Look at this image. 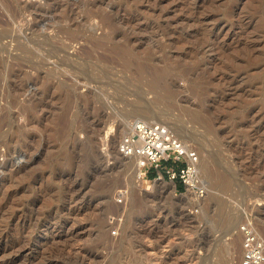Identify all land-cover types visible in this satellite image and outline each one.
<instances>
[{"label": "rangeland", "instance_id": "1", "mask_svg": "<svg viewBox=\"0 0 264 264\" xmlns=\"http://www.w3.org/2000/svg\"><path fill=\"white\" fill-rule=\"evenodd\" d=\"M134 119L197 148L205 198L120 163ZM3 159L0 264H241L244 211L264 235V0H0Z\"/></svg>", "mask_w": 264, "mask_h": 264}, {"label": "built area", "instance_id": "2", "mask_svg": "<svg viewBox=\"0 0 264 264\" xmlns=\"http://www.w3.org/2000/svg\"><path fill=\"white\" fill-rule=\"evenodd\" d=\"M110 135L106 131L102 137L103 151L109 150ZM117 148L120 155L139 159L140 177L149 176L150 171L155 170L157 173L153 178L166 177L175 185L180 181L184 189L197 200L208 194V185L199 169V151L168 124L157 120L134 119L129 122V129L121 137ZM118 201H123L122 196ZM243 213V221L238 226L242 237L241 264H263L264 235L253 217L245 211Z\"/></svg>", "mask_w": 264, "mask_h": 264}, {"label": "bare ground", "instance_id": "3", "mask_svg": "<svg viewBox=\"0 0 264 264\" xmlns=\"http://www.w3.org/2000/svg\"><path fill=\"white\" fill-rule=\"evenodd\" d=\"M141 67V66H140ZM143 68V67H142ZM141 69V68H140ZM143 71V69H141V72ZM144 72V71H143ZM142 76V75H141ZM161 81L160 80H158L157 78H152V79H150L149 81H148V83H147V85H146V87H147V92L149 93H152V95H153V100H155V101H157V100H159V97H160V95L162 94V93H160L161 92V90L162 89H164V90H166L167 92L166 93H171V91H172V89L171 88H169L168 86H164V85H162V83H160ZM144 83V82H143ZM146 83V82H145ZM163 86H164V88H163ZM30 87V86H29ZM30 89V88H29ZM146 90V89H145ZM144 90V91H145ZM164 90H162V91H164ZM31 93V92H30ZM139 95V94H138ZM146 95V94H145ZM142 96V95H141ZM142 101H144V100H142ZM136 102V101H135ZM137 104H140V105H138L139 107H140V110H143V111H145V112H147V113H150V112H152V109H149V108H147L146 106H147V104H148V102H147V104L145 105V103L143 104V105H141V103H137ZM149 105V104H148ZM150 105H152V104H150ZM155 116V115H154ZM180 127V126H179ZM187 133V132H186ZM183 135V134H182ZM8 152V151H7ZM13 152V151H12ZM4 154V153H3ZM9 154V153H8ZM15 153H13L12 155H14ZM5 156V155H4ZM15 156H16V154H15ZM30 156V155H29ZM11 157V156H10ZM28 157V156H27ZM14 158V157H13ZM137 158V157H136ZM11 159V158H10ZM15 159V158H14ZM29 159V158H28ZM138 159V158H137ZM125 160H126V157L124 158V157H122V158H120V163L121 164H124V163H126L125 162ZM139 160V159H138ZM28 161V160H27ZM118 161V162H119ZM7 162H8V159H6V160H2L1 162H0V165L2 166L3 164H7ZM22 163V162H21ZM31 164V163H30ZM29 164V165H30ZM33 164V163H32ZM21 165V164H20ZM23 165V164H22ZM18 165H16V167H17ZM25 166V165H24ZM27 166V165H26ZM124 166V165H123ZM8 167V166H7ZM19 168V167H18ZM22 169V168H21ZM2 170V169H1ZM4 170V169H3ZM14 170H15V168H14ZM25 171V170H24ZM4 172V171H3ZM11 172V171H10ZM14 172H16V171H14ZM20 172V171H19ZM136 172H138V166H137V170H136ZM18 173V172H17ZM21 173V172H20ZM139 173V172H138ZM6 174V173H5ZM7 174H9V173H7ZM2 175V174H1ZM5 176V175H4ZM9 176V175H8ZM13 177V176H12ZM3 178V177H2ZM4 181V180H3ZM2 181H0V189H1V187H3L2 186ZM36 184V183H35ZM33 185V184H32ZM1 198V197H0ZM6 201V200H5ZM4 201V202H5ZM3 202V201H2ZM3 204V203H2ZM5 204V203H4ZM3 204V205H4ZM0 207H1V205H0ZM1 209V208H0ZM47 213V212H46ZM1 215V214H0ZM3 215V214H2ZM40 215V214H39ZM234 227H236V226H234ZM233 228V227H232ZM230 231H232V229L230 230ZM31 232V231H30ZM228 233V232H227ZM231 233V232H230ZM229 233V234H230ZM233 233V232H232ZM33 234H35V233H33ZM23 237V236H22ZM22 239V238H21ZM28 240V239H27ZM28 242V241H27ZM26 243V242H25ZM15 244V243H14ZM23 244V243H22ZM13 245V244H12ZM234 245H236V241L234 242ZM233 246V243H232V245H231V247ZM79 248V247H78ZM4 249H6L7 250V247L6 248H4ZM22 249V248H21ZM68 249V248H67ZM70 249V248H69ZM73 249V248H72ZM80 249V248H79ZM84 249V248H83ZM71 250V249H70ZM74 251V250H73ZM72 251V252H73ZM82 251V250H81ZM10 252V251H9ZM84 252V251H83ZM82 252V253H83ZM87 252V251H86ZM5 254V253H4ZM7 254V253H6ZM76 254V253H75ZM66 255V254H65ZM73 255V254H72ZM87 256H89V255H87ZM69 257V256H68ZM71 257V256H70ZM73 257V256H72ZM83 257V256H82ZM82 257H81V259H82ZM58 258V257H57ZM16 260H17V258L15 257V256H13L12 258H11V256H10V259H8V261H7V264H15V262H16ZM57 260V259H56ZM79 260V259H78ZM88 260V259H87ZM84 261H85V259H84ZM3 262V261H2ZM54 264V263H53ZM55 264H56V262H55Z\"/></svg>", "mask_w": 264, "mask_h": 264}, {"label": "crops", "instance_id": "4", "mask_svg": "<svg viewBox=\"0 0 264 264\" xmlns=\"http://www.w3.org/2000/svg\"><path fill=\"white\" fill-rule=\"evenodd\" d=\"M156 173H157V172H156L155 170H151L149 176H150V177H153V176L156 175ZM178 183H181V182H180V181H177V182H176V187H177V189H179V184H178ZM181 184H182V183H181ZM182 185H183V184H182Z\"/></svg>", "mask_w": 264, "mask_h": 264}, {"label": "trees", "instance_id": "5", "mask_svg": "<svg viewBox=\"0 0 264 264\" xmlns=\"http://www.w3.org/2000/svg\"><path fill=\"white\" fill-rule=\"evenodd\" d=\"M178 184H179V190H180V191H183V190H184L183 185H182L181 183H178Z\"/></svg>", "mask_w": 264, "mask_h": 264}]
</instances>
